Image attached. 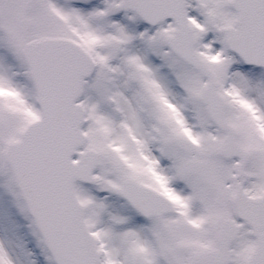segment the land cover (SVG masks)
Returning <instances> with one entry per match:
<instances>
[{
  "label": "snow or ice",
  "instance_id": "1",
  "mask_svg": "<svg viewBox=\"0 0 264 264\" xmlns=\"http://www.w3.org/2000/svg\"><path fill=\"white\" fill-rule=\"evenodd\" d=\"M0 264H264V0H0Z\"/></svg>",
  "mask_w": 264,
  "mask_h": 264
}]
</instances>
